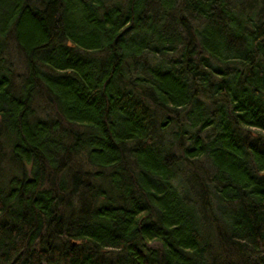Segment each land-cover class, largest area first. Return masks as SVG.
<instances>
[{
	"label": "trees",
	"instance_id": "obj_1",
	"mask_svg": "<svg viewBox=\"0 0 264 264\" xmlns=\"http://www.w3.org/2000/svg\"><path fill=\"white\" fill-rule=\"evenodd\" d=\"M235 1L0 0V264H264V0Z\"/></svg>",
	"mask_w": 264,
	"mask_h": 264
},
{
	"label": "bare ground",
	"instance_id": "obj_2",
	"mask_svg": "<svg viewBox=\"0 0 264 264\" xmlns=\"http://www.w3.org/2000/svg\"><path fill=\"white\" fill-rule=\"evenodd\" d=\"M240 1H244V0H237V1H235V3H238ZM228 70H232V68H229Z\"/></svg>",
	"mask_w": 264,
	"mask_h": 264
}]
</instances>
